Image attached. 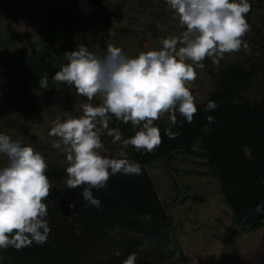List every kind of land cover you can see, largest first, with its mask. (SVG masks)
<instances>
[{
	"label": "trees",
	"instance_id": "16d2710c",
	"mask_svg": "<svg viewBox=\"0 0 264 264\" xmlns=\"http://www.w3.org/2000/svg\"><path fill=\"white\" fill-rule=\"evenodd\" d=\"M58 26L53 29L63 30L62 25ZM257 38L255 53L258 49L259 58L250 69L237 62H225L209 71L212 90L197 105L191 123L177 113V123L172 126V131L179 133L176 138L164 134L169 119L158 120L155 126L161 130L162 143L153 152L137 151L132 146L125 150L128 159L141 165V174L118 173L110 177L106 188L92 189L101 202L100 209L83 199V187H67V162L65 167L47 169L52 182L44 201L50 228L47 240L20 249H0V264H123L133 252L137 254L136 264L164 263L173 255L171 245L181 251L171 240L170 209L157 194L148 168L156 162L171 164L180 156L203 160L232 210L233 225L241 233L264 227V31L257 33ZM51 50V46L36 47L31 53L20 54L6 68L8 80L27 93L67 85L52 79L67 61ZM45 75L48 86L41 88L39 81ZM256 82L260 88L254 87ZM253 92L258 97L249 98L247 94ZM70 93L72 104L101 103L78 95L75 87ZM209 101L218 107L206 110ZM209 116L214 122H209ZM114 128L120 130L123 139L133 136L136 130L130 122L113 116L109 129ZM195 147L198 153L193 151ZM114 148L122 150L121 143L112 142ZM192 200L203 201L198 197ZM117 251L119 256L115 255Z\"/></svg>",
	"mask_w": 264,
	"mask_h": 264
},
{
	"label": "clouds",
	"instance_id": "9594fccd",
	"mask_svg": "<svg viewBox=\"0 0 264 264\" xmlns=\"http://www.w3.org/2000/svg\"><path fill=\"white\" fill-rule=\"evenodd\" d=\"M166 3L184 30L160 40L159 49L129 58L119 47L109 45L103 55H98L80 44L77 50L64 53L67 62L52 77L55 82L74 86L77 94L89 101L97 96L102 99L99 106L82 104L83 114L78 117L68 116L63 121L57 117L49 132L58 138L52 147L62 148L66 156L67 187H83V199L97 209L101 202L92 189L106 188L110 177L118 173L141 174V165L128 159L125 150L132 146L150 153L162 143L156 121L168 116L170 124L164 134L169 138L179 135L172 131L177 113L192 122L198 108L191 83L197 79V69L205 67L203 61L211 59L218 64L225 54L248 46L244 37L251 30L246 20L251 10L249 0ZM39 86L47 88V75ZM216 107L209 101L206 110ZM113 116L130 122L136 129L134 135L123 139L118 128L109 129ZM207 119L214 122L211 116ZM104 131L113 143H121L120 158L101 154ZM0 154L7 157V165L0 167V249L42 244L50 233L44 201L52 182L46 175V159L31 144L24 145L4 133H0ZM136 260L133 252L123 264H136Z\"/></svg>",
	"mask_w": 264,
	"mask_h": 264
},
{
	"label": "rangeland",
	"instance_id": "374dc122",
	"mask_svg": "<svg viewBox=\"0 0 264 264\" xmlns=\"http://www.w3.org/2000/svg\"><path fill=\"white\" fill-rule=\"evenodd\" d=\"M249 3L251 10L246 20L251 30L244 37L248 46L225 54L218 64L211 59L203 61L205 67L197 69V79L191 83L196 105L212 90L210 70L225 62H237L250 69L257 62L255 41L257 33L264 31V1ZM58 25L63 30L53 29ZM183 30L166 0H0V133L34 146L45 157L48 169L65 167L62 148L52 147L58 138L49 132L57 117L63 121L83 114L81 104L71 101L74 86L64 84L53 90L27 93L8 80L6 68L20 54L48 46L65 61L64 53L77 50L80 44L98 55L112 45L135 58L140 52L159 49L160 40L178 36ZM254 87L260 88L258 82ZM247 96L258 97V93ZM93 99L102 102L100 96ZM167 118L165 115L160 120ZM101 139L102 155L119 156L121 150L112 149L113 138L107 131ZM193 151L198 153L199 149L195 147ZM182 158L171 164L156 162L148 168L157 194L170 209L171 240L181 251L180 254L171 245L173 255L161 264H264V227L241 233L233 225L232 210L203 160ZM6 165L7 157L0 154V167ZM194 197L203 201L192 202Z\"/></svg>",
	"mask_w": 264,
	"mask_h": 264
}]
</instances>
